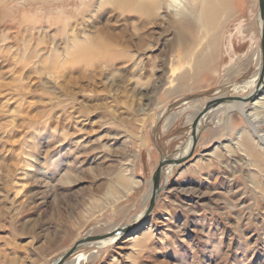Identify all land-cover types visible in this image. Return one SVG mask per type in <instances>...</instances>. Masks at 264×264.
Wrapping results in <instances>:
<instances>
[{
    "label": "rangeland",
    "instance_id": "1",
    "mask_svg": "<svg viewBox=\"0 0 264 264\" xmlns=\"http://www.w3.org/2000/svg\"><path fill=\"white\" fill-rule=\"evenodd\" d=\"M259 3L233 0L193 78L164 6L144 19L111 0H0V264H51L95 231L113 240L79 246L80 264H264V169L238 111L203 113L190 156L162 166L152 209L120 233L159 162L188 151L198 107L248 95L252 52L264 71Z\"/></svg>",
    "mask_w": 264,
    "mask_h": 264
},
{
    "label": "bare ground",
    "instance_id": "2",
    "mask_svg": "<svg viewBox=\"0 0 264 264\" xmlns=\"http://www.w3.org/2000/svg\"><path fill=\"white\" fill-rule=\"evenodd\" d=\"M261 1L264 6V0ZM111 2L116 8L144 19H149L152 16L157 17V11L162 6H164L166 10H171L173 13L171 22L175 27L178 42L182 41V52L185 53L181 55V60L191 67V75L193 78H197L202 68L210 65L213 61L212 46L214 38L218 36L222 24L229 18L231 8L233 7V0H111ZM119 34L120 33H118V35ZM106 44L107 43L102 40L97 43L100 56H102L103 59H107V56L112 53L111 59L117 57L116 52H110L112 47ZM197 48H200L198 53L195 52ZM253 57L257 60L256 73L253 78L250 79V89L247 94L249 95L252 92V94H255L254 91L263 83L261 93H257L248 103L246 101H237L218 105L214 109L209 110L204 116L211 112V118H213L218 114L238 111L239 115L243 116L250 126L249 133L254 136L255 143L258 144V166L264 169V129L261 127L263 122L262 118H264V71H262V67L260 66L259 51L257 55L252 52L251 55L247 57V62H251ZM185 75L184 73L181 77L183 78ZM220 96L227 95L222 94ZM201 107L202 106L198 107V111L196 110L193 114L191 117L192 120L199 114L198 112L201 110ZM235 140L236 142L234 145L236 147H240L250 156H256V148L254 145H245V142L242 143L240 136ZM222 147H225V144H222ZM151 189L152 187L149 190ZM148 198L149 196L147 195L145 201H147ZM115 228H117L116 224L105 229V231L109 232ZM87 234L102 235L108 233H98V231H95L88 232ZM103 238L105 237L87 244L102 247L109 245L113 240V238ZM79 254L80 253H77L73 257L70 256L65 260L64 264H80L81 255Z\"/></svg>",
    "mask_w": 264,
    "mask_h": 264
},
{
    "label": "water",
    "instance_id": "3",
    "mask_svg": "<svg viewBox=\"0 0 264 264\" xmlns=\"http://www.w3.org/2000/svg\"><path fill=\"white\" fill-rule=\"evenodd\" d=\"M259 13H260V19L262 20V25H261V30H260V51H261V55L262 57H264V6L262 1L260 0L259 3ZM251 96L250 94L248 96H218V97H212L210 99L207 100V102L205 103L203 109L201 110V112L194 118L193 122H192V126H191V140H190V145L188 148V151L180 158H167L164 157L158 164L155 172L152 175V190H151V195L149 198V203L148 206L146 208V210L143 212V214L140 216V218H138L133 224L120 228V233L122 232H126L127 230L131 229L132 227H134L135 225H137L142 219L145 218V216L150 212V210L152 209L154 202L156 200V194L158 191V187H159V177H160V171L162 166L165 163H169L171 165L173 164H179L181 162H183L185 160V158H187L188 156H190V154L192 153V149L194 147V143L196 141V125L197 122L199 120V118L203 115L204 112H207L211 109H214L215 107H217V105L219 104H223V103H232V102H237V101H246L248 99H250ZM108 234H102V235H86L83 238L77 240L70 248H68L67 250H65L62 254H60L54 261L51 262V264H63L65 262L66 259H68V257L70 255H72L79 246L81 245H85L86 243H89L91 241L97 240L99 238L102 237H106Z\"/></svg>",
    "mask_w": 264,
    "mask_h": 264
}]
</instances>
